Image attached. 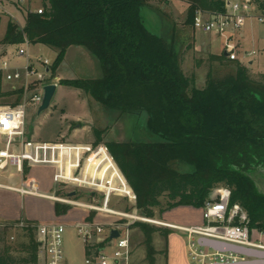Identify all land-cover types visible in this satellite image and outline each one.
Instances as JSON below:
<instances>
[{
  "label": "trees",
  "instance_id": "obj_1",
  "mask_svg": "<svg viewBox=\"0 0 264 264\" xmlns=\"http://www.w3.org/2000/svg\"><path fill=\"white\" fill-rule=\"evenodd\" d=\"M186 1V23L190 25L198 9L223 11L226 6L225 0ZM253 1L264 12V0ZM146 3L43 0L44 13L26 10L23 27L9 20L1 43L21 44L27 38L32 44L55 48L54 76L68 49L82 46L96 58L102 75L61 82L83 90L107 109L147 111L149 130L163 141L106 143L127 181L128 194L136 193L144 214L153 216L161 197L167 198L168 208H201L211 189L227 186L232 190L231 203H240L249 214L250 227L264 233V194L249 176L264 166V81L253 79L246 65L234 61L233 74L220 79L209 74L207 86L197 88L182 71L173 43H166L144 24L141 10ZM210 59L227 61L224 55L216 54ZM94 133L93 144H101L100 131L94 129ZM178 161L193 165L195 171L178 173L173 167ZM69 207L57 202L55 210L62 214ZM94 214L87 219L92 221ZM132 227L144 234L147 260L156 264L153 235L160 232L167 237L170 230L139 221ZM17 231L24 240L15 239ZM0 241L4 243L0 264H39L41 247L35 228L0 229ZM85 248L87 257L90 250L88 245ZM15 251L27 255L16 257Z\"/></svg>",
  "mask_w": 264,
  "mask_h": 264
},
{
  "label": "rangeland",
  "instance_id": "obj_2",
  "mask_svg": "<svg viewBox=\"0 0 264 264\" xmlns=\"http://www.w3.org/2000/svg\"><path fill=\"white\" fill-rule=\"evenodd\" d=\"M241 1L244 0H227L226 2L234 3ZM42 2L43 0L24 2H21V0H0V51L4 49L1 40L5 35L9 20H13L23 27L26 22L25 12L27 8L29 6L35 8L42 4ZM146 2L145 9L154 10L156 22H158L153 27V31L149 30L153 34L162 37L166 43H173L174 51L179 57L182 71L190 79L194 80V85L197 88L202 89L207 86L209 74L215 79H220L234 73V60L212 61L210 59L211 54L223 55L224 37L206 35L199 30L194 35V26L186 23L184 11L189 6L188 2L185 0H146ZM259 14V10H254L251 16L246 19L241 29L235 33L234 42L237 45L239 44L238 50L240 56L244 51L253 49L258 51L256 55L244 59V63L242 64L248 67L249 74L253 79L264 81V22L258 20ZM146 22L149 24L147 19ZM194 42L200 45L198 49L195 47ZM7 48L9 53L15 52L18 44L8 45ZM31 49L35 54H42L44 57L49 58L53 61L52 64H54L57 56L55 48L38 43L33 44ZM250 59L253 60L252 63H250ZM23 62V57L15 59V63ZM55 74V76L59 77V82L50 107L41 114L37 113V107L29 106L27 108L26 138L39 141H64L72 143L92 142L93 144L97 137L94 129H98L102 138L101 144L103 145L112 141L132 144L163 141L160 135L152 133L149 130V114L147 111L124 112L118 109H107L83 90L61 82V79L98 78L102 75V68L98 61L84 47L71 46ZM15 100L16 98L7 96L3 97L0 102L11 104L15 103ZM173 167L180 174H188L195 171L193 165L184 161L174 163ZM53 172L54 169L50 166H34L26 170L24 178L28 184L32 181L38 182L39 190L47 193H56L60 197L67 198L69 193L77 191L78 197L76 199L93 205L103 204L105 195L97 189L85 186L54 187L52 181ZM11 173L13 174L11 178L1 179V181L3 183L21 185L22 178L17 174L15 168H12ZM87 180L92 186L98 183L96 177L93 180ZM57 191L60 193H57ZM213 191L214 189H211L210 194ZM134 194L136 195L135 192ZM160 200L161 205L154 210L153 216H147L138 207L137 195L136 199L133 200L128 194H112L109 207L120 212L136 214L143 218L158 221L138 220L139 222L167 227L170 230L167 237H163L160 232H156L153 235V245L157 251L155 254L156 264H169L170 255L171 264H192L187 252L186 233L167 224L186 226L203 223V207L178 205L168 208L167 198L161 197ZM48 202V199L39 196H23V198L19 199L18 204L12 201L10 203H0V212L4 216L8 214H16L18 216L30 214L38 216L41 219L47 218L53 213L51 207L48 206ZM53 202L56 205L57 202ZM92 212H95L93 220L97 223L109 224L118 219L117 216L73 205H70L65 213L56 214L58 216H65V218L59 219L65 220L66 217H76L78 218L76 219L77 221L81 220V217L82 219L87 218ZM76 213H79V215ZM86 220L88 221V219ZM75 225L76 223L67 225L64 233L66 258L70 264H86L85 242L83 237L79 236ZM260 233L262 232H260L259 228H252L253 238L264 243V234L260 236ZM17 238L24 240L21 231L16 232L15 239ZM176 240L177 243L175 245ZM3 246L4 243L0 241V248ZM130 251L132 264H149L144 234L137 227H131ZM13 254L16 257L27 255V253L21 251H15ZM39 264H41L40 252Z\"/></svg>",
  "mask_w": 264,
  "mask_h": 264
},
{
  "label": "built area",
  "instance_id": "obj_3",
  "mask_svg": "<svg viewBox=\"0 0 264 264\" xmlns=\"http://www.w3.org/2000/svg\"><path fill=\"white\" fill-rule=\"evenodd\" d=\"M24 1L32 0H21V2ZM254 10H259L258 20L264 22V12L253 0L226 2L223 11L200 8L196 11L193 26L201 32L224 37L227 58L244 63V59L256 55L258 51L254 49L244 51L240 56L239 47L233 42V36L241 29ZM27 11L44 13L43 2L35 8L29 6ZM32 45L25 38L23 43L18 44L15 52L9 53L5 49L0 51V100L7 96L17 100H15V104L0 102V187L117 216L118 219L109 224L97 223L94 220L84 221L75 226L79 236L83 237L85 245H88L90 250V254L86 257V264H129L132 225L138 220L158 221L136 214L120 212L110 207L106 208L109 206L112 194L117 193L113 191L107 194L105 190L93 187L80 178L81 175H85L92 155L103 144L39 141L26 138L27 108L29 106L38 108L43 100L44 86L59 82V78L55 77L51 70L53 61L42 54H35L31 49ZM18 57H23L24 62L15 63V59ZM252 62L253 60L250 59V63ZM81 145L82 147H80ZM103 146L111 155L108 147ZM61 152H63V157ZM111 158L114 160L112 155ZM36 165L53 166L55 168L54 180L59 186H85L101 191L105 195L103 204L84 203L76 199L77 191L74 196L68 195L67 198H64L56 193H38L29 189L24 184L26 166ZM69 167L73 170L72 177L67 174ZM12 168H15L17 174L21 176V185L1 181L4 175H13ZM128 195L131 199H136L134 192L133 195ZM231 196L230 187L214 188L213 193L210 194L203 206V223L186 226L166 223L186 233L187 252L192 264H238L254 260L250 256L234 251H221L204 246L200 243L201 238L264 250V243L252 236L247 210L238 202L231 203ZM6 227L15 230L35 228L41 250L45 254L43 264H67L64 249L65 225L34 223L26 219L0 222V229ZM113 229L119 231L118 237H110ZM259 235L261 236L262 233ZM11 239H14V236H11ZM99 244H102V247H99Z\"/></svg>",
  "mask_w": 264,
  "mask_h": 264
},
{
  "label": "crops",
  "instance_id": "obj_4",
  "mask_svg": "<svg viewBox=\"0 0 264 264\" xmlns=\"http://www.w3.org/2000/svg\"><path fill=\"white\" fill-rule=\"evenodd\" d=\"M143 8L141 10L142 20H143L144 24L146 25V27L148 29L152 30V29H154L153 27H155L157 25V23H158V22H156V13L152 9H147V8L145 9V7H143ZM187 11H188V7L184 11V13L186 14L185 20L187 18ZM146 19L149 22V24H147ZM193 31H194L193 33L195 35L197 30L194 27H193ZM202 33L206 34V35H216V34H213V33H204V32H202ZM217 36H219V35H217ZM220 37H222V36H220ZM234 39H235V35L233 36V42H234ZM224 41H225V38H224ZM194 44H195V47L198 49L200 45H198L196 42H194ZM7 47L8 46H4V49L8 50ZM223 55L227 58L225 46H224ZM55 77H58V76H55ZM69 143H72V142H69ZM86 143H92V142H86ZM83 144H85V143H83ZM80 147H82V145ZM61 155L63 157V152H61ZM36 166H47V165H36ZM50 167L54 169V172H53V175H52V181L54 183V187H61L54 180L55 168L53 166H50ZM30 168H31V166H26V170H29ZM67 170H68L67 174L70 177H72V173H73L72 168L69 167V169H67ZM12 176L13 175H4L2 177V179H9ZM94 177H96V179L98 180V183L96 185H94L93 187H96V188L101 189V190H105L107 194H110L113 191L116 192L119 195L128 194V185H127L126 179L123 177V175L121 173V170L118 168V166L115 163V161L111 158V155L107 151H105V148H104L103 145H100L98 147L97 151L92 155L85 175L83 174V175L80 176V178L86 183H88L87 179L93 180ZM24 182H25L24 183L25 186L28 187L29 189L33 190V191H36L38 193L50 194V193H47V192L39 190L38 182H36V181H32L30 184H28L25 181V178H24ZM15 185H17V184H15ZM23 196H38V195L24 194V193H20L19 191H16V190L8 189V188H5V187H0V203H3V202L10 203V201H12L13 203H17L18 204L19 199L23 198ZM39 197H42V196H39ZM43 198H46V197H43ZM46 199L49 200V202H48L49 205L48 206L51 207V209L53 210V213H52V215L50 217L41 219L38 216L30 215V214H25V215L21 214V216H18L16 214L15 215L8 214L7 216H4V214L2 212H0V222H11V221L19 220V219H26V220L35 221V222L41 223V224L60 223V224L65 225V230H66V226L67 225H72L74 223L78 224V223H82L84 221H87L86 220L87 218H83L82 219L81 216H80L81 220H77V221H76V219H78V218H76V217H74V218L66 217L65 220L64 219H59V218H62V217L65 218V216H63V215L62 216H58L56 214L55 204L53 202L55 200L50 199V198H46ZM55 202H57V201H55ZM107 207L109 208V206H107ZM76 214L79 215V213H76ZM92 221H94V220H92ZM262 234H264V233H262ZM176 243H177V240L175 241V245H176ZM85 256H86V248H85ZM44 257H45V254H44L43 250H41L40 251L41 264H43V262H44ZM251 258L254 259V260L263 259L262 257H258V256H253ZM131 259H130V263L129 264H132V260ZM67 264H70L68 262V260H67ZM169 264H171V255H170Z\"/></svg>",
  "mask_w": 264,
  "mask_h": 264
},
{
  "label": "water",
  "instance_id": "obj_5",
  "mask_svg": "<svg viewBox=\"0 0 264 264\" xmlns=\"http://www.w3.org/2000/svg\"><path fill=\"white\" fill-rule=\"evenodd\" d=\"M58 83H50L44 86V93H43V100L42 103L38 107V114H41L43 111L48 109L51 105V102L54 98V95L57 90ZM261 173L263 176H255L249 174V176L253 179L255 182L258 191L262 194H264V168L261 170ZM75 191H72L69 193V196H74ZM119 231L117 229H113L111 232V238L118 237ZM200 243L204 246L212 247L214 249H218L221 251H234L239 254H244L250 257L258 256L262 257L263 259H260L258 261L250 260L246 262H241L238 264H264V250H257L253 248H248L244 246H239L235 244H230L223 241L213 240V239H207V238H201Z\"/></svg>",
  "mask_w": 264,
  "mask_h": 264
},
{
  "label": "flooded vegetation",
  "instance_id": "obj_6",
  "mask_svg": "<svg viewBox=\"0 0 264 264\" xmlns=\"http://www.w3.org/2000/svg\"><path fill=\"white\" fill-rule=\"evenodd\" d=\"M264 168V166H258L256 169H254V171L251 172V174L255 175V176H263V174L261 173V170Z\"/></svg>",
  "mask_w": 264,
  "mask_h": 264
},
{
  "label": "bare ground",
  "instance_id": "obj_7",
  "mask_svg": "<svg viewBox=\"0 0 264 264\" xmlns=\"http://www.w3.org/2000/svg\"><path fill=\"white\" fill-rule=\"evenodd\" d=\"M106 208H108V207H106ZM173 225V224H172Z\"/></svg>",
  "mask_w": 264,
  "mask_h": 264
}]
</instances>
